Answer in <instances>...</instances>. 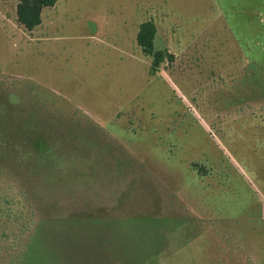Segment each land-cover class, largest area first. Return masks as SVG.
I'll use <instances>...</instances> for the list:
<instances>
[{
  "label": "rangeland",
  "instance_id": "obj_1",
  "mask_svg": "<svg viewBox=\"0 0 264 264\" xmlns=\"http://www.w3.org/2000/svg\"><path fill=\"white\" fill-rule=\"evenodd\" d=\"M151 20L156 70L136 42ZM264 264V0H0V264Z\"/></svg>",
  "mask_w": 264,
  "mask_h": 264
},
{
  "label": "trees",
  "instance_id": "obj_2",
  "mask_svg": "<svg viewBox=\"0 0 264 264\" xmlns=\"http://www.w3.org/2000/svg\"><path fill=\"white\" fill-rule=\"evenodd\" d=\"M16 2V20L25 30L31 31L41 23V12L55 5L57 0H11ZM154 23L149 20L138 27L136 42L141 52L152 59L151 67L156 70L164 60L162 52L154 50ZM33 243L30 241L26 250L21 254L17 264H40L34 257Z\"/></svg>",
  "mask_w": 264,
  "mask_h": 264
}]
</instances>
